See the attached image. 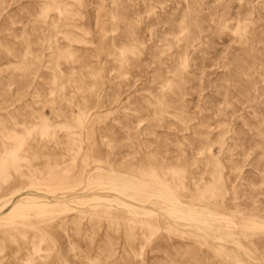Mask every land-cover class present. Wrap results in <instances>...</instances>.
I'll use <instances>...</instances> for the list:
<instances>
[{
	"label": "rangeland",
	"instance_id": "obj_1",
	"mask_svg": "<svg viewBox=\"0 0 264 264\" xmlns=\"http://www.w3.org/2000/svg\"><path fill=\"white\" fill-rule=\"evenodd\" d=\"M0 264H264V0H0Z\"/></svg>",
	"mask_w": 264,
	"mask_h": 264
}]
</instances>
